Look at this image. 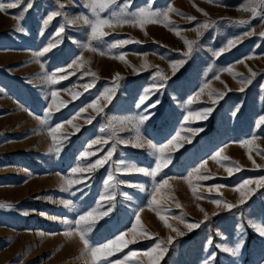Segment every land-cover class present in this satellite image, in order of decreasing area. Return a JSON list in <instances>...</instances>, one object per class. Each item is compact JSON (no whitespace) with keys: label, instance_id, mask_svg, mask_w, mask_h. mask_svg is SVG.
Wrapping results in <instances>:
<instances>
[{"label":"rangeland","instance_id":"1","mask_svg":"<svg viewBox=\"0 0 264 264\" xmlns=\"http://www.w3.org/2000/svg\"><path fill=\"white\" fill-rule=\"evenodd\" d=\"M27 2L0 11V204L6 205L0 207V264H93L81 256L79 236L65 232L94 210L91 246L127 234L98 264H150L144 253L157 244L167 249L162 256L159 249L152 253L160 257L158 264H264V237L250 226L264 225V185L257 183L264 178V16L243 11L248 0H131L123 12L125 0H118L99 13L101 19L116 24L150 8L159 22L106 26L108 35L92 40L91 23L83 19L96 20L90 0H30L32 7L24 11ZM169 7L176 10L168 13L171 24L159 15ZM53 12L60 15L45 25ZM18 16L23 31H17ZM182 37L196 41L190 56L184 55ZM229 40L236 41L230 48ZM118 41L126 43L111 47ZM53 73L56 84L46 79ZM105 89H114L110 101L101 97ZM50 107V118L41 124L36 117ZM207 108L212 111L205 114ZM57 125L62 127L54 141L50 130ZM137 136L157 148L173 142L163 153L167 166L155 176L119 163L156 168L161 154L146 144L134 147ZM109 151L103 166L73 173ZM109 174L114 179L105 184ZM65 180L81 182L69 187ZM165 180L153 203L154 190ZM186 224L200 226L189 230ZM241 234L238 255L222 250L235 247Z\"/></svg>","mask_w":264,"mask_h":264},{"label":"snow or ice","instance_id":"2","mask_svg":"<svg viewBox=\"0 0 264 264\" xmlns=\"http://www.w3.org/2000/svg\"><path fill=\"white\" fill-rule=\"evenodd\" d=\"M23 2H24V0H12V2H9V3L0 2V11H3L6 8H15V7H17L19 4H21ZM130 2H131V0H125V3L123 5V7L121 8L122 12L127 7L130 6ZM113 5H118V0H90L89 7L91 8L93 14L96 16V20H95V22H90V21H88L87 17H84L83 19H84L85 23H91V39L92 40H99V39H102L104 36L108 35V33L103 31V28L106 27V26L107 27H115L116 24L132 23L135 26L143 27V25L146 24V23L159 22L158 21V14L153 12L150 8H144V9L139 10L138 12L133 14L131 19H127V18L117 19L116 20V24H114L112 22V20L101 19L100 16H99V13L104 11V10H106V9L111 8ZM31 7H32V3L29 0V2H27V4H26V8L24 9V11H27V9H30ZM61 7H63V5H61ZM242 10L245 11V12H250L253 17H255L257 15L264 16V0H248V4ZM173 11H176V10L174 8L169 7L167 9V11H165V12L159 14V15H162L164 20L168 21V23L171 24L172 22L169 20L168 13L173 12ZM57 15H60V13L59 12L51 13L47 17V19L44 20V24L47 25L49 23V21H51ZM205 15H206V13H205ZM15 18L18 21V23H17V31H23V29L20 27V24H19V20L22 19V17L18 16V17H15ZM189 19H194V18L189 17ZM73 22L74 21H68V23H73ZM247 22L248 21H245V20L237 21V23H240V24H244V23H247ZM165 26H167V24ZM208 26H209L208 24H203L200 27L201 28H207ZM59 31L62 33L64 31V27L61 26ZM176 35L179 36L180 33L177 31ZM259 35L260 36H264V31L260 32ZM182 39H184V43L187 46V51L184 53V55L185 56H190L192 51H193V45L196 43V41H190V40H188L186 38H183V37H182ZM237 39L239 40L240 38H237ZM124 43H126V41H118L116 43H113L111 45V47L116 48L118 46H122ZM235 43H236V41L229 40L228 44H227V47L230 48V47L234 46ZM50 47H52V46L50 45ZM92 50L95 51V49H92ZM224 50L225 49H222L221 51H224ZM47 51H49V48H45L44 49V52H47ZM44 52L37 53L36 55L37 56H42L44 54ZM116 58L123 59L124 57H123V54H122L120 57H116ZM82 60H83V58H81V62H77V66L78 67H82L83 66ZM183 63H184V61L181 60V61H178L177 64L172 65L173 71H175V69L179 65H182ZM148 66L149 65H147L146 62L143 65V67H148ZM61 71H63V70H61ZM229 71H231V69H229ZM91 75L95 76V73H91ZM157 75H160L161 79H167V77L162 76L159 72L157 73ZM252 75L254 76L255 73H252ZM64 78H66V77H63V76L60 77V79H64ZM119 78H120L119 74H117L116 79H119ZM46 79L52 84L58 83V79H57L55 73H53L50 76H47ZM250 82H251L250 79L247 80V81H240V83L242 85L246 84V83H250ZM160 86L162 87L163 85H160ZM84 87H85V90H87L89 85H84ZM243 90H244V88L241 87L240 91H243ZM149 91H150V89L145 91V97L142 98L141 101H140L141 104H143L144 99L147 98V95H148ZM201 91H203V89ZM112 92H114V89H105V92L101 93V97L110 101V99H111L110 93H112ZM76 95H79V93H77ZM52 96L56 97L57 93L53 92ZM99 98L100 97H98V99ZM213 102L215 103V101H213ZM90 107H92L93 109H96L97 105L95 103H93L92 105H90ZM56 110L58 111L59 108H57ZM97 110L98 111H102V109H97ZM211 111H212L211 108L204 109V113L205 114L210 113ZM51 112H52V108L50 107L48 112L45 113V116L43 118L36 117V119H38L41 124H46L48 119L50 118ZM189 115H191V113ZM146 119H147V116L140 117L138 123H143V121L146 120ZM185 119H187V117ZM261 121L264 122V117H261ZM68 123L71 124L72 122L68 121ZM61 127H62L61 125H57L56 128L50 130V135H52L54 141L56 140L55 133ZM102 131H103V129H102ZM100 142L101 141H93V143H100ZM120 142L124 143L125 141H120ZM172 143L173 142H170L169 145H163V146L157 148V146L152 144L151 141H143V142H141V138L139 136H137V143H135L133 145L134 147L142 148L146 144L147 147H149V148L153 149L155 152H158V153L161 154L157 158L156 168L151 170V171H149V170H147L145 168L137 167L134 164H125L124 161H120L119 163L121 165H123L128 170H134L136 172L144 173L145 175L155 176L157 174V172H159L162 169V167L167 166V163L169 161L164 158L163 153L165 152V149L169 148ZM244 143H250V142L246 141ZM89 147H91V145H89ZM55 150L58 152L59 148H56ZM113 151H114V146H113ZM88 155H89L88 152L84 153V157H87ZM219 155H220V153L218 152V153H216V156H214L212 158L216 159V157H218ZM111 157H112V151H109L107 153V155L103 159H98V160L95 161V163H89L86 168H81L78 165L76 168H73L72 171H73V173H76V172H84V171L94 170V169H96V168H98L100 166H103V164L106 163L109 159H111ZM224 159H228V158L225 157ZM201 167H203V165H201ZM199 171H200V169H196V172H199ZM226 171H228L229 174H231V169H226ZM198 178L199 179H207L208 177L200 176ZM113 179H114V177L111 174H109L107 180L105 181V184H109ZM80 182L81 181L65 180L64 184L70 187L73 183H80ZM188 182H189V186L191 187V180L189 179ZM248 183H251V182L250 181H246L245 185L248 184ZM257 183L260 184V185H264V178H261V180L259 182H257ZM166 185H168V181L167 180L163 181V183L161 185L157 186V188L154 190L153 203H158L159 202V201H157L156 196L159 193L160 188L164 187ZM245 185H241V188H243ZM217 187H220V186H217ZM239 190L240 189H237V191H239ZM192 191H193V194H195L196 189L192 188ZM241 195L244 196V193L242 192ZM102 199L113 200L114 197L113 196H105V197H102ZM61 203L65 204V205H70L71 204L70 201H61ZM212 203H214V204H216L218 206L220 205V201H217V200L212 201ZM240 203L243 204L244 200L243 199L240 200ZM177 206L179 207V205H177ZM0 207H6V205L0 204ZM224 207H226L228 209H231V208L235 207V205L229 204V203H225ZM95 214H96V212L94 210L92 212H88V213H86L84 215H81L79 217V219L75 221V225H76L75 229L72 230V231L65 232V236H67V237L79 236V239H80V241H81V243L83 245V248L81 249V256L87 255L92 260L93 264H98V262L100 260H107L108 256L113 254V246L117 245L118 242L122 241L124 235H127V234L126 233L125 234H121V236L117 237L116 240L110 241L109 243L104 244V245H102L100 247L91 246L89 244V240L87 239V233L91 232V230H92V226L94 225V222H95L94 221ZM106 214L107 213H101L100 215H106ZM160 218L162 220L165 219L164 217H160ZM207 219H208L207 214H205V220H207ZM137 223H139V214H137ZM166 226L171 227L170 225H167V224H166ZM185 226L189 230H192L193 228L199 227L200 225L199 224H186ZM250 226L253 227V229L260 236L264 237V225L252 222V223H250ZM136 227H137V225L134 224L133 228H132L133 232L136 231ZM172 231L176 232L177 235H183L184 234L183 232H180L178 229H175V228H173ZM144 234L148 235L146 232ZM172 241H173V238L169 237L167 243L171 244ZM128 243H135V240L133 239V240H129V241H124V243L122 245H120L119 247H117L115 250H117V251L121 250L122 247H126ZM209 243H211V241H209ZM243 245H244L243 234H241V237L238 240V242L236 243L235 247H233V248H223L222 250L226 251V252H231L232 255L235 256V255H238L240 253L241 248L243 247ZM157 249L160 250V256L163 255V252L167 251L166 248L161 249L160 245L157 244L156 248L150 250L149 252L144 253L145 256L149 257L150 264H158V261H159L160 257L153 258V256H152V253L157 251ZM131 255H135V253H129V256H131ZM127 259H128V256H125L124 260H127ZM110 264H111V262H110ZM116 264H122V262L118 261V262H116Z\"/></svg>","mask_w":264,"mask_h":264}]
</instances>
